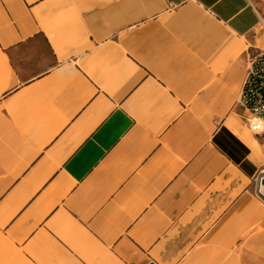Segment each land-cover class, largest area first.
I'll return each instance as SVG.
<instances>
[{"label": "crops", "instance_id": "crops-1", "mask_svg": "<svg viewBox=\"0 0 264 264\" xmlns=\"http://www.w3.org/2000/svg\"><path fill=\"white\" fill-rule=\"evenodd\" d=\"M192 2L236 35L261 19L255 0H0V245L14 263L212 264L213 245L259 225L264 140L227 87L240 67L213 71Z\"/></svg>", "mask_w": 264, "mask_h": 264}, {"label": "rangeland", "instance_id": "rangeland-1", "mask_svg": "<svg viewBox=\"0 0 264 264\" xmlns=\"http://www.w3.org/2000/svg\"><path fill=\"white\" fill-rule=\"evenodd\" d=\"M258 4V8L261 11V16L264 15V0H255ZM204 16L206 17L208 23L212 26L215 25L220 27L221 29H227L221 22H218L214 17H212L209 13L202 11ZM211 46H212V56L213 61L214 58L219 57L221 61L218 64L213 63V68L217 67L215 73L221 70V74L223 75L226 70H230L231 68L235 69L236 65L240 67L239 79L232 84H228V88L232 90H236L235 99L238 100L240 88L244 77L247 73L248 67L250 66V59L264 49V29H256L248 34L244 35L246 39V48L242 52L240 58L236 59H227L226 61L222 58L226 51V45H223L222 42L216 36L214 30L211 29ZM238 38H242L241 35H236ZM217 59V58H216ZM223 69V70H222ZM217 78L213 76L212 81L215 82ZM231 115L238 118V121L242 124L241 119L238 115L232 111ZM246 129V127H244ZM249 131V130H248ZM251 133V132H250ZM261 203L264 205V197H259ZM261 220L259 225L254 228H250L246 231L245 235L235 239H230L228 242L219 243L217 242L215 245V250H212L210 253V259L212 264H264V213L261 215ZM239 246V244H241ZM1 246V245H0ZM240 248H239V247ZM13 254H15L10 247L7 245L1 246L0 251V264H19L14 263ZM254 260V261H253ZM237 262V263H236Z\"/></svg>", "mask_w": 264, "mask_h": 264}, {"label": "built area", "instance_id": "built-area-1", "mask_svg": "<svg viewBox=\"0 0 264 264\" xmlns=\"http://www.w3.org/2000/svg\"><path fill=\"white\" fill-rule=\"evenodd\" d=\"M236 105L247 127L264 140V49L250 59Z\"/></svg>", "mask_w": 264, "mask_h": 264}, {"label": "bare ground", "instance_id": "bare-ground-1", "mask_svg": "<svg viewBox=\"0 0 264 264\" xmlns=\"http://www.w3.org/2000/svg\"><path fill=\"white\" fill-rule=\"evenodd\" d=\"M186 11L192 15H194L196 18L206 20V17L202 13L201 6L196 4L195 2H192L187 7ZM211 29L214 30L216 33L217 38L220 42H222L223 45H226V51L224 55H227V58L231 59H238L241 57L242 52L246 48V39L244 35H241L242 38H238L235 36V33L227 28V29H221L220 27H217L215 25L209 24ZM259 29H264V15L261 16L260 22L257 26ZM227 124L233 128L241 138H243L247 143L251 145L253 148V156L260 155V149L257 140L253 137V135L245 128H241L240 122L238 121V118L230 115L227 118ZM260 194L264 195V185H260ZM237 263V262H236Z\"/></svg>", "mask_w": 264, "mask_h": 264}]
</instances>
